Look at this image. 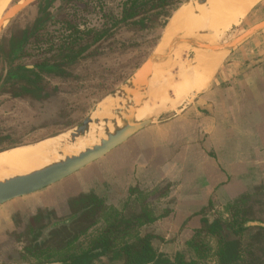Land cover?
I'll list each match as a JSON object with an SVG mask.
<instances>
[{"label": "crops", "instance_id": "0c3cea01", "mask_svg": "<svg viewBox=\"0 0 264 264\" xmlns=\"http://www.w3.org/2000/svg\"><path fill=\"white\" fill-rule=\"evenodd\" d=\"M195 1L190 22L203 20V30L207 32L202 33L206 37L244 28L257 8L264 4V0H243L238 5L229 0H206L204 4ZM226 23L225 27L216 28ZM192 93H197L193 105L180 114L140 130L82 169L81 179L68 177L66 180L77 182V187L81 188L78 195L94 192L110 199L114 205L119 203L118 199H127L133 188L151 191L169 183L170 190L159 208L170 212L149 224L156 236L160 235V228L172 221L183 219L182 222L189 224L191 219L199 217L200 223L204 216L200 213L207 208L209 212L214 199L225 197V203H230L244 194L257 177L264 174V30L223 55L207 87ZM122 173L127 178L125 190L120 187ZM90 177H112L104 181L110 187L91 188ZM95 180L102 182L97 178L93 182ZM61 182L47 188H56ZM61 187L62 193L68 192L66 183ZM44 190L0 205V227L13 222L15 212L34 217L39 210L62 208L60 199L51 197L50 189H47L49 193ZM75 195H70V200L78 196ZM146 227L148 225L143 229ZM192 229L195 233L199 226Z\"/></svg>", "mask_w": 264, "mask_h": 264}, {"label": "trees", "instance_id": "16d2710c", "mask_svg": "<svg viewBox=\"0 0 264 264\" xmlns=\"http://www.w3.org/2000/svg\"><path fill=\"white\" fill-rule=\"evenodd\" d=\"M83 1L81 0V4ZM186 1L126 0L119 15H106V20L100 28L84 26L80 31L76 29V25H70L68 29L71 34L68 37L71 39L63 37L59 43L50 39L42 42L36 39L39 48L45 44L47 54L54 53L48 56L43 54L31 65L21 63L16 69L11 67L6 78H18L19 83L17 86L12 85L14 89L10 93L13 97L29 98L40 103L51 99L50 102H53L56 108L54 117L64 118L67 101L57 100L61 89L46 81L44 74L61 77L64 81L76 79L70 72L74 64L80 60L92 59L97 62L101 58H114L123 54V51L130 46H136V43L122 41L118 36L131 34L132 30L139 33L163 29L173 13ZM89 2L90 0H87L82 4L84 8ZM51 3L52 0H36L29 5L39 4L38 12L42 16L36 19L30 31L23 32L19 41L12 42L14 46L19 48L25 40L38 36L36 31H39L51 16L48 11ZM5 87L6 84L3 88ZM73 117V110L70 108L68 119L64 118L59 130L73 127L78 122V119H72ZM82 118L83 116L81 120ZM169 190V183L151 191L136 187L130 190L127 199L120 200L117 205L109 204L104 197L94 192L81 193L71 199L66 209L61 211L71 212L68 218L57 219L53 217L52 211L39 210L31 218L37 226L29 225L24 228L26 237L29 238L27 251L35 258L37 264H95V260L102 256L108 258V264H202L200 260L204 259L203 249L208 248L203 239L210 235L217 242L214 253L216 260L212 264H264V200L258 208L259 213L254 214L256 206L252 201L257 197L249 193H244L229 203V216L224 220L216 218L209 223L206 218L208 208L200 213L204 215L200 227L188 242L197 259L187 260L180 253L171 258L167 253L158 250L153 244L157 236L143 235L141 229L169 214L168 209L158 210L159 203L167 196ZM89 220V226L81 227L80 232L73 228L78 224L82 226L84 221ZM100 221H104V225L98 233L91 236L87 246L82 247L83 243L78 242L80 236L87 234ZM41 237L44 240L41 241ZM50 238H62L65 243H56L51 247L48 246ZM79 250L80 252H77Z\"/></svg>", "mask_w": 264, "mask_h": 264}, {"label": "rangeland", "instance_id": "374dc122", "mask_svg": "<svg viewBox=\"0 0 264 264\" xmlns=\"http://www.w3.org/2000/svg\"><path fill=\"white\" fill-rule=\"evenodd\" d=\"M20 1L21 0H10L11 5L8 6L9 8L5 10L2 16L8 11V9ZM124 1L126 0H90L88 6L84 8L82 4L86 3L87 0H84L82 4L81 0H52L51 6L48 10L51 13L49 20L43 23L44 26H42L39 31H36L38 36L25 40L19 48L16 45L14 46L12 42L15 40L19 41L23 32L26 30L30 31L35 24L36 19L41 18L42 14L39 15L38 12L39 4H34L29 7L27 6V8L21 10L16 16L6 22L5 26L0 30V152L17 147L32 146L42 141L53 140L56 138H62L63 144H66L67 142H64L66 141L64 138H67L70 133L73 134L77 127L81 125L85 119L91 117L94 121L95 116L97 112L100 111L104 100L110 96V94L116 92L118 88L126 84L137 69L140 68L141 65L151 56L155 46L162 36L163 29L145 30L139 33L135 31L133 32L132 30L133 34H126L122 37L118 36V38L122 39V41L129 43L135 42L136 46H130L127 50L123 51V54L114 58H101L97 62L92 59L83 61L80 60L70 69V72L74 74L73 77H76L74 80L70 79L69 81H64L61 77H56L52 74H44L46 81L60 87L61 93L59 94V98L57 100L65 99L67 101L68 107L66 108V116H64V118L66 120L68 119V110L72 108L74 115L72 119H78V122L73 127L63 131L59 130V128L62 123H64V118L54 117L56 108L54 107L53 102H50L51 99L48 102L40 103L29 98L13 97L10 93L13 91L12 89H14V86L12 85L16 84L17 86L19 80L18 78H6L9 69L11 67L16 69L21 63L24 65H31L43 54L45 56H48L49 54L46 52L47 47L45 44H42L41 48L38 47L39 45L35 42L36 39V41L40 42L50 39L54 40L55 43H59L63 37L71 39V37H68L71 34V30L68 29L70 25H76V29L80 31L81 28H84V26L90 28H100L106 20V15L109 13L119 15ZM263 19L264 4H261L254 12L249 22L245 24L244 28H235L234 30L221 36H218L220 34L219 32H216V39L213 44H221L224 41L227 42L240 35L248 28L249 25ZM203 32L206 33L207 31ZM183 39L187 45H192L190 42L193 41H202L199 39L187 40L184 37ZM170 48L172 49V47H168L166 50L168 51ZM172 50L177 51V49ZM178 51L179 53L176 54V56L179 58V62L176 64L182 63L187 67L190 66V64L195 65L196 55L194 53L179 49ZM53 53L54 52L49 55H52ZM162 64L164 65L162 66L163 71L161 72L160 78L159 73L157 72L153 77L155 81H158L154 89L155 96L161 89L167 88V85L172 82L173 76L179 74L176 64L172 65L171 63L166 64L163 62V53ZM4 84H6L5 88H3ZM195 94L197 93L189 92L185 98L180 99L174 105L169 106L154 115L147 116L142 120H152L150 125L167 122L176 115L180 114L183 110L187 109L190 105H193ZM116 101L117 104L119 101L122 102L121 100ZM116 109H120V107ZM81 116H83L82 120ZM100 119L103 121L105 117ZM178 129L174 131L173 134L177 133ZM104 138H106V136ZM94 145L95 144H91L86 148ZM80 152L81 150L79 152L77 151L76 154H79ZM65 157L60 156L57 160L50 163L57 162ZM101 168L103 167L101 166ZM76 175L77 176L75 177L73 175L70 177L81 179V170L77 172ZM262 175V177H257L255 182L249 186V188L251 187L249 190H245V193L252 194L255 198L257 197L252 201V204L255 203L256 206L254 207V211L256 212H253L254 214L259 213L258 208L262 206V200H264V174ZM122 176L121 180L123 181L121 182L120 187L122 188L121 190H125L127 185L124 182H126L127 178L124 173H122ZM94 178H97L102 182L100 183L98 180L93 182ZM109 178L112 179V177H90L89 180H92L90 187L93 188L100 185L105 190L110 187V184L104 182L109 181ZM66 179L62 180L63 182L60 181L61 184L56 186V188L53 186L54 188L52 187V189L50 187L45 188L44 190L46 193H49L47 192V189H50L52 191L50 196L55 199H60L61 205H63L61 206L62 208L59 207L57 210H51L53 217L57 219L68 218L70 216L71 212L65 213V211H61L66 209L64 205L70 200V195H78V192L81 191V188L79 186L77 187L76 181L71 180V182H69L70 178L69 180ZM87 180L88 179H86V181ZM63 183H66V186L68 187V192L66 193H62L63 188L61 185ZM70 189L72 190L70 191ZM120 200L122 201V199ZM120 200L118 199L117 203ZM234 200L235 199L232 201ZM106 201L109 204L111 202L110 199H106ZM226 201L227 199L225 197L218 200L214 199L212 201V204H210L209 207V212H207L208 216H206L209 223L216 218H221L223 220L228 218L230 211L227 209L229 203H225ZM255 201L260 202V204ZM158 210L161 211L162 209L158 208ZM20 215L21 214L19 212H15V214H13V222H9L0 227V264H37L35 258L29 251H27L29 238L26 237V233L24 231L25 227H28L29 225L37 226V224L30 219L33 217H29L28 214H25V216ZM198 219L199 217H194L191 219L189 224L182 222V219L179 221H172L173 223H168L163 226L159 230L160 235H158L154 240V246L158 250L167 253V255L171 258H174L177 253H180L187 260L197 259L194 250L188 246V242L194 235V229H192L193 226L200 227ZM90 223V220L88 222L84 221L82 226L81 224H78L73 228L80 232L81 227L86 228ZM103 225L104 221H100L93 226L87 234L80 236L78 242L83 243L82 247L87 246L91 236L98 233ZM185 225H188V227H185ZM154 231L155 230L151 231L149 225L148 227L141 229V233L143 235L153 234ZM40 239L41 241L44 240L42 237ZM203 240L206 244H208V248L204 247V259L201 258L200 261L202 264H212L216 260V256L214 254L217 248L216 239L207 235ZM56 243H65V240L62 238H52L48 242V246L53 247ZM77 252H80V250ZM108 263V258L105 256L95 260V264Z\"/></svg>", "mask_w": 264, "mask_h": 264}, {"label": "water", "instance_id": "95a60500", "mask_svg": "<svg viewBox=\"0 0 264 264\" xmlns=\"http://www.w3.org/2000/svg\"><path fill=\"white\" fill-rule=\"evenodd\" d=\"M34 1L36 0H21L8 9V11L0 18V30L5 26L9 19H12ZM199 2L204 4L206 0H199ZM176 12L173 13L170 20H168L163 28L162 36L155 46L151 56L141 65L140 68L137 69L126 84L118 88L116 92L110 94V96L104 100L103 103L109 100H112L114 103L116 100L125 101L127 103L125 109H114L111 111L112 117H105L103 121L100 120L106 138L101 139L98 144L84 149L79 154L68 156L57 162L50 163L42 169L36 170L27 175H20L9 178L5 181H0V205L39 192L74 175L107 155L152 123V120L148 119L136 120L137 109L141 108L145 102L152 101L155 97L154 89L158 81H155L153 77L157 72L159 73L160 78L161 72L163 71L162 65L160 66V64H162V52H158L157 48L164 42L167 28L171 24ZM262 30H264V19L250 25L237 37L215 45H209V43L203 41H193L190 42L192 45H187L183 39V35L178 33L168 42L167 48L172 47V49L192 52L195 55L199 54L201 50H204L206 52H214L212 54H220L223 56L236 49L247 39ZM118 117L127 120L128 124L126 127L119 128ZM92 122L93 119L91 117L85 119L72 135V140L77 139L79 135H85ZM249 225H255V223H249Z\"/></svg>", "mask_w": 264, "mask_h": 264}, {"label": "bare ground", "instance_id": "6f19581e", "mask_svg": "<svg viewBox=\"0 0 264 264\" xmlns=\"http://www.w3.org/2000/svg\"><path fill=\"white\" fill-rule=\"evenodd\" d=\"M235 4L243 3V0H229ZM195 0H188L184 3L173 17L171 24L168 26L164 42L158 46L157 51L163 53V62L166 64H176L179 62L176 54L179 51H174L167 48L168 42L178 33H181L187 40L199 39L209 45H214L212 41L215 39V33L210 36L203 35L204 22L203 20L190 22L193 17V8ZM22 3V2H21ZM10 0H0V18L8 6ZM215 16V15H213ZM228 25L220 24L216 28L225 27ZM215 28V29H216ZM216 29V30H217ZM203 51V50H202ZM222 55L207 54L203 51L196 55L195 65L185 66L182 63L176 64L179 74L172 77V82L167 85L166 89H161L152 101H147L141 108L137 109L136 120L144 119L147 116L154 115L159 111L174 105L180 99L185 98L189 92L203 91L210 82L211 77L221 63ZM164 64H160V66ZM127 103L122 101L117 104L109 100L102 104L100 111L97 112L95 120L89 125L85 135H79L75 140H72V133L66 139V144H63L62 138L53 140H45L36 145L17 147L0 152V181H5L12 177L27 175L36 170L42 169L48 163L57 160L60 156L68 157L75 155L78 151H83L91 144H97L101 139H104L103 125L100 123V118H110L111 111L119 108L125 109ZM128 124L126 119L118 118L119 128H124ZM70 141V142H69Z\"/></svg>", "mask_w": 264, "mask_h": 264}]
</instances>
